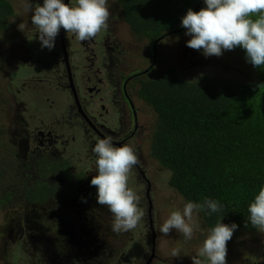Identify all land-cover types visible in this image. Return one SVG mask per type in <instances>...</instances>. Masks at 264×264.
Segmentation results:
<instances>
[{"label":"flooded vegetation","instance_id":"1","mask_svg":"<svg viewBox=\"0 0 264 264\" xmlns=\"http://www.w3.org/2000/svg\"><path fill=\"white\" fill-rule=\"evenodd\" d=\"M116 5V0H108L109 8L116 11ZM9 16L15 19L18 35L7 42L8 48L3 49L0 44V67L9 78L0 83V128L5 124L10 133V149L3 139L0 140V147L8 157L2 160L4 154L0 151V205L20 204L23 207L26 201L54 204L58 216L66 218L61 221L62 232L55 235V240L59 241L56 243L70 251L76 249L73 247L79 243L76 240L86 237L84 250L79 248L82 264H93L89 261L127 264L132 259L133 264H137V241L134 258H131L121 248L116 253L115 244L98 232L97 218L101 213L94 216L96 188L90 183L97 173L92 148L98 139L110 137L117 145H131L136 154L138 150L139 173L137 175L136 165L129 176V184L136 191L142 186L143 176L148 177L153 162L149 149H145V140L151 143L155 123L149 126L143 123L149 112L141 114L134 101L139 74L128 67L131 53L118 38L117 24L109 17L107 30L83 42L61 28L54 49L49 50L42 48L38 34L35 36L30 11L27 18L16 12ZM21 23L26 26L25 32L18 27ZM127 26L132 30L128 33L137 37ZM144 155L150 159L149 164ZM32 173H38L35 181L31 180ZM21 189L31 190L26 201L19 195ZM82 198H86V202ZM100 208L107 222L104 212L113 214L107 206ZM142 209L144 216L137 231L146 222V209ZM44 214L50 216L49 211ZM25 221L27 223L19 228H7L6 236L22 239L37 233L29 229L30 219ZM148 227L151 228L150 223ZM149 231L147 228L144 232L147 237ZM124 234L125 231L114 237L124 239ZM38 237L45 239V244L56 246L48 233L39 231ZM143 243L145 252L149 246L152 248L149 241ZM128 244L124 243L123 247ZM99 247L104 249L102 258L95 257L99 253L93 254ZM152 250L156 252L155 247Z\"/></svg>","mask_w":264,"mask_h":264},{"label":"trees","instance_id":"2","mask_svg":"<svg viewBox=\"0 0 264 264\" xmlns=\"http://www.w3.org/2000/svg\"><path fill=\"white\" fill-rule=\"evenodd\" d=\"M200 1L116 0L115 8L136 33L155 39L166 31L178 32L182 17ZM12 12L11 2L0 0V29ZM235 49L246 56L243 48ZM255 68V78L246 80L208 72L177 78L174 67L138 79L139 97L158 114L152 156L171 171L170 183L185 199L219 200L224 211L212 216L202 212L203 220L212 226L223 215L224 223L239 225L235 238L257 230L247 209L264 185V67Z\"/></svg>","mask_w":264,"mask_h":264},{"label":"rangeland","instance_id":"3","mask_svg":"<svg viewBox=\"0 0 264 264\" xmlns=\"http://www.w3.org/2000/svg\"><path fill=\"white\" fill-rule=\"evenodd\" d=\"M13 6L14 12L24 14L27 18L29 11H25L23 7V0H9ZM36 0H33L35 4ZM109 7V6H108ZM110 18H113V22L117 24L118 38L127 47V50L131 53L128 60V67L130 70H137V78L139 80H147L153 78L169 67L177 69V78H192L203 72H208L212 76L226 78L246 80L255 78L257 74L256 68L246 60V56L239 49L225 50L222 55H212L209 62H202L199 58L189 56L185 53L179 52V48L182 44V40L191 39L190 36L185 35L186 29L179 30L173 34H165L161 38L153 41L152 37L144 34H137V37L128 32H132L126 23L118 16V13L109 8ZM12 13L10 15H12ZM10 20V24L5 28L0 29V44L3 49L8 48L7 42L17 37V26L15 19L10 16L7 18L6 23ZM150 46L153 47V53L150 52ZM188 47V46H187ZM196 50V49H194ZM202 51V50H201ZM25 71V69L23 70ZM9 80L5 71L0 67V83ZM140 84H137L136 93L134 95V101L137 102L141 114L149 112L143 118V123L149 126L152 122L155 123L158 119V114L152 106H150L146 100L139 98L138 89ZM0 128L3 131V143L10 149V133L5 124ZM155 127V126H154ZM154 128L151 130V143L149 140H145V149H149L152 144ZM17 134V133H16ZM146 134L142 133L144 137ZM0 151L4 156L2 160H7L5 150L0 147ZM137 153L138 150H137ZM26 156V154H24ZM146 159L147 156L144 155ZM22 160V158H20ZM153 161L147 172L148 177L142 178V186L137 187L142 197L141 201L145 202L149 210L152 209L151 216L147 217L146 222L142 228L125 231L124 239H120L114 236L118 233L112 230L113 215L104 212L108 219L107 222L102 217L101 205H94L95 214L98 215L97 221L100 225L98 231L100 234L108 236L109 242L115 244L116 253L118 249L125 250V255L134 258L135 255V243L137 241V264H194L192 259L197 249L202 243V237L194 238L191 241H185L180 233L173 229L167 235L159 231L160 226L168 218L171 211L177 208H182L184 202L187 199L170 183L171 171L161 164L158 159L154 157ZM149 164L150 159L147 158ZM32 165H36L34 162ZM137 164V175L139 173ZM6 172V171H5ZM8 173V172H7ZM91 173V172H90ZM32 181H35L38 173H32ZM147 180V181H146ZM97 189H94V195L96 196ZM3 192V191H2ZM31 190L21 189L19 195L21 198H27V195ZM62 192V191H61ZM1 194V190H0ZM55 196V195H53ZM20 204L3 206L0 205V264H82V252L79 248L84 250V240H80V243L73 245L76 249L66 251L63 247L59 246V241L55 240V235L62 232L64 226L61 221L66 218L58 216V210L54 204H30L25 203L23 207ZM19 209V210H18ZM45 211H49L50 216L44 214ZM77 215L78 213L76 211ZM43 214V215H42ZM82 215V214H81ZM26 219H30L29 229L37 231L32 236H28L20 239L18 236L11 238L6 236L8 233L7 228L15 227L19 228L23 224H26ZM201 223L207 227L202 221V213L200 214ZM149 223L151 228L148 227ZM149 229V236L147 237L144 232ZM39 231L48 233L54 240L56 246L45 244L44 240L38 237ZM143 241H149L150 245L156 248L154 253L152 248L143 250ZM70 243L71 240H70ZM124 243H129L126 247H123ZM227 252V264H264V232L249 231L245 232L241 238H231L228 241ZM142 250V251H141ZM173 250H179V256H172ZM59 253H56V252ZM11 253L16 257L12 258ZM97 254L95 257L102 258L104 255V249L101 247L93 252ZM101 253V254H100ZM47 254V255H46ZM92 254V255H93ZM18 255V256H17ZM203 264H207L204 258H201ZM56 262V263H55ZM93 264H96L94 261ZM133 259L127 264H133Z\"/></svg>","mask_w":264,"mask_h":264},{"label":"clouds","instance_id":"4","mask_svg":"<svg viewBox=\"0 0 264 264\" xmlns=\"http://www.w3.org/2000/svg\"><path fill=\"white\" fill-rule=\"evenodd\" d=\"M202 1L197 6L204 2V7L196 11L189 8L182 17L178 31L185 28V35L191 39L182 40L179 52L209 62L212 55L220 56L225 50L239 46L245 50L248 62L254 67H264V0ZM23 7L31 12V24L41 47L49 50L54 49L61 28L83 42L91 41L109 27L108 0H42V3L37 0L35 5L33 0H23ZM18 27L25 32L24 23ZM166 33L170 32L163 35ZM156 39L159 38L153 40ZM92 151L96 155L97 173L90 183L97 189V204L107 206L113 214L112 230L120 233L135 229L144 216L142 207L146 209V220L148 216L152 218V209L129 184L130 173L139 164V153L131 145H117L110 137L98 139ZM82 199L86 202V198ZM223 211L219 200H187L182 208L170 212L159 231L167 235L175 229L185 241L202 237L192 257L194 264H203L201 258L207 264H227L228 241L239 225L224 223L223 215L207 227L200 219L202 212L212 216ZM247 212L251 225L264 232V185L259 187ZM202 221L205 224L203 217ZM179 255V250H173V257Z\"/></svg>","mask_w":264,"mask_h":264},{"label":"water","instance_id":"5","mask_svg":"<svg viewBox=\"0 0 264 264\" xmlns=\"http://www.w3.org/2000/svg\"><path fill=\"white\" fill-rule=\"evenodd\" d=\"M203 1H204V0H203ZM203 1H202V2H203ZM202 2H201V3H202ZM201 3H200V4H201ZM198 7H199V5H198L194 10L196 11V9H198ZM46 255H47V254H46ZM147 264H149V263H147Z\"/></svg>","mask_w":264,"mask_h":264}]
</instances>
